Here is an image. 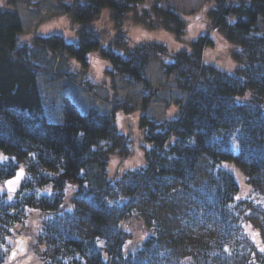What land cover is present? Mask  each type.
<instances>
[{"label":"trees","instance_id":"1","mask_svg":"<svg viewBox=\"0 0 264 264\" xmlns=\"http://www.w3.org/2000/svg\"><path fill=\"white\" fill-rule=\"evenodd\" d=\"M145 1L61 4L79 25L72 43L61 34L21 41V14L0 9V150L9 156L0 162V182L19 168L26 171L18 194L0 192V264L12 253L4 247L29 209L53 212L38 236L44 264H264L262 247L254 252L247 244L255 233L264 234V203L255 199L264 191V0H216L210 10L216 29L239 47L232 54L239 65L234 74L205 63L208 35L175 53L160 42L130 46L123 25ZM105 9L118 32L103 47L93 23ZM155 10L163 24L151 23L153 28L186 34L185 14L174 7ZM93 51L100 52L105 69L111 65L113 75L145 92L154 89L148 67L159 59L174 88L188 97L184 104L177 101L175 120L144 117L151 143L146 161L115 175L110 165L132 154V140L113 114L92 109L82 115L71 100L62 106L64 124L50 123L44 114L41 81L51 83L49 72L65 74V56L88 65ZM165 56L171 61L163 62ZM248 91L252 96L238 101ZM131 103L120 101L115 108L131 110ZM203 160L208 170L200 179ZM71 185L76 189L67 209ZM133 214L143 218L150 235L138 251L127 253L122 221Z\"/></svg>","mask_w":264,"mask_h":264},{"label":"rangeland","instance_id":"2","mask_svg":"<svg viewBox=\"0 0 264 264\" xmlns=\"http://www.w3.org/2000/svg\"><path fill=\"white\" fill-rule=\"evenodd\" d=\"M71 1L0 0V9L18 11L21 14L25 29L21 35V41L30 42L34 37L61 34L68 43H72L78 40L79 25L65 14L61 7V4ZM82 1L85 2L86 0ZM151 5L153 6L150 7ZM154 6L164 10L168 7H174L185 14L189 18L185 19L186 34L179 36L175 31L153 28L151 23L157 26L163 24L160 15L157 14L156 10L154 11ZM138 7L139 9L134 12V15L130 14L127 17L123 25V31L127 33L130 46L160 42L175 53L183 49H190L191 42L208 35L212 44L204 50L205 63L213 64L231 74L236 72L239 65L232 54L239 47L229 41L222 31L216 29L214 19L209 16L210 10L217 7L216 0H146ZM142 9H147V12ZM137 14L145 15V17H137ZM148 17L151 20L148 19V22L142 23ZM93 26L100 32L103 47L110 42L111 34L114 37L118 32L109 9L103 11ZM105 30L109 31L110 34ZM118 52L121 53V51ZM98 60L102 63L103 58L99 51H93L87 55L88 65L76 58L65 56L60 67V73L64 72L65 74L58 77L57 71L49 72L50 74L46 78H49L51 83L44 84V81H41L44 85V87L41 86L45 105L44 114L48 122L64 124L67 116L62 106L66 100H71L82 115H88L92 109H96L104 115L113 114L120 132L132 140L130 146L132 154L125 159L116 157L110 165V171L115 175L135 169L146 161L144 153L150 148L151 143L147 139L150 125H144V117L148 116L157 122L175 120L180 114V103L184 104L188 97L186 93L183 95L174 88L172 78H167L163 73L159 59L152 61L148 67V78L154 88L151 92H145L143 86L125 84L120 76L113 75L111 65H109L110 68L105 69L103 63L101 65ZM162 61L170 62L171 58L165 56L162 57ZM47 85L50 86L47 87ZM46 88L48 89L45 90ZM153 92L157 94H153ZM249 96H252L251 91L239 97L238 101H244ZM147 97L149 99L148 109L143 100ZM127 99L132 101L127 108L133 107V109L115 108L116 103L127 101ZM8 157L0 150V162L8 160ZM207 170V163L203 160L199 172L200 179L206 176ZM75 189L76 186L71 185L66 190L65 207L67 209L71 208L70 197ZM3 191L5 192L4 184L0 182V192L3 193ZM255 199L264 203V191L258 197L255 196ZM52 215L53 212H45L39 209L28 210L25 222L17 225V230L14 229L13 235L8 238L4 247L8 251L13 248L16 250L18 248L17 242L24 241L25 251L14 259L9 255L10 257L6 258L4 264H44L41 258V252L44 248L39 244L38 236L44 220ZM149 235L148 226L138 214L123 218L121 236L127 253L138 251ZM252 238L254 244L252 242H247V244L256 249H253L254 252L259 251L257 247L264 248V234L255 233Z\"/></svg>","mask_w":264,"mask_h":264},{"label":"water","instance_id":"3","mask_svg":"<svg viewBox=\"0 0 264 264\" xmlns=\"http://www.w3.org/2000/svg\"><path fill=\"white\" fill-rule=\"evenodd\" d=\"M25 176H26V172L24 169L18 170L14 177L10 178L9 180H7L5 182V187L7 188V190L9 192H12V193L19 192L21 190L22 185H23V181H24ZM23 251H24V245H23V242H21L19 249H18V252H23ZM16 254H17V252L12 255V258Z\"/></svg>","mask_w":264,"mask_h":264},{"label":"snow or ice","instance_id":"4","mask_svg":"<svg viewBox=\"0 0 264 264\" xmlns=\"http://www.w3.org/2000/svg\"><path fill=\"white\" fill-rule=\"evenodd\" d=\"M82 135V134H81ZM139 163V162H138ZM260 251L264 252V248H261Z\"/></svg>","mask_w":264,"mask_h":264}]
</instances>
